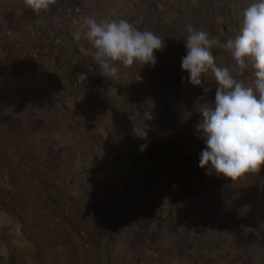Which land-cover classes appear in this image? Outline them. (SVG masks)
Returning a JSON list of instances; mask_svg holds the SVG:
<instances>
[{"label": "crops", "instance_id": "obj_1", "mask_svg": "<svg viewBox=\"0 0 264 264\" xmlns=\"http://www.w3.org/2000/svg\"><path fill=\"white\" fill-rule=\"evenodd\" d=\"M252 2L56 0L46 13L33 18L23 0H0V203L4 201L0 205V255L8 250L1 233L15 218L5 197L26 198L30 210V201L37 200L42 213L50 204L45 196L40 197V183L33 182L39 179L38 170L49 179L55 164L62 166L64 174L72 158L83 163L112 162L123 148L116 160L133 163L132 154L141 146L134 135L145 132L143 122L149 123L150 112L159 108L152 101L173 86H181L174 98L183 96L186 85L191 84L181 68L186 25L206 30L210 37L224 42L239 34L243 9ZM85 15L126 19L139 30L164 38V46L154 53L155 65L121 67L118 80L104 76L93 58L92 44L74 39ZM33 23L52 27L68 48L55 62L28 61L26 70L17 73L13 68L23 45L39 44L40 37L29 32ZM212 52L218 66L229 67L233 75H239L236 79L251 82L250 67L241 72L226 49L213 47ZM78 69H86L89 78L83 88L67 91ZM202 84L178 103L180 113H195L200 105L214 102L217 85L210 72ZM205 88L211 91L205 92ZM199 121L201 118L194 126ZM197 137L204 139L200 132ZM238 188L249 199L240 207L219 202L186 205L182 210L191 213V219L185 221L189 222L187 230L167 239L166 247L160 242L164 251L149 246L148 251L123 252L117 243L108 244L98 236V264H264V167L242 177ZM179 225L183 226L182 221Z\"/></svg>", "mask_w": 264, "mask_h": 264}, {"label": "rangeland", "instance_id": "obj_2", "mask_svg": "<svg viewBox=\"0 0 264 264\" xmlns=\"http://www.w3.org/2000/svg\"><path fill=\"white\" fill-rule=\"evenodd\" d=\"M180 87L152 101L159 108L150 112L149 123L143 122L145 132L134 135L141 146L132 154L133 163L117 161L123 148L112 162L72 158L64 174L55 164L49 179L38 170L39 179L33 182L40 183V197L50 204L42 213L37 200L30 201V210L26 198L5 197L15 218L1 233L8 250L0 255V264H98V236L117 243L123 252L148 251L149 246L164 251L160 242L166 247L167 239L187 230L191 213L182 210L186 205L219 202L240 207L249 202L239 194L241 179L231 181L214 171L206 175L208 169L199 167L205 144L198 140L194 124L200 113H180L178 107L196 86L186 85L183 96L174 98Z\"/></svg>", "mask_w": 264, "mask_h": 264}, {"label": "clouds", "instance_id": "obj_3", "mask_svg": "<svg viewBox=\"0 0 264 264\" xmlns=\"http://www.w3.org/2000/svg\"><path fill=\"white\" fill-rule=\"evenodd\" d=\"M55 2L23 0L37 15L46 13ZM186 30L182 70L193 86L203 87L209 72L217 85L214 102L198 109V128L205 144L199 167L208 169L206 175L214 171L237 181L264 167V0H254L243 9L239 34L224 42L191 24ZM73 35L75 40L83 38L92 44L93 58L104 76L117 80L121 67L155 65L154 53L164 46V38L150 30L141 31L126 19H98L94 15H85ZM213 47L226 49L241 72L250 67L251 82L236 79L229 67L218 66Z\"/></svg>", "mask_w": 264, "mask_h": 264}, {"label": "built area", "instance_id": "obj_4", "mask_svg": "<svg viewBox=\"0 0 264 264\" xmlns=\"http://www.w3.org/2000/svg\"><path fill=\"white\" fill-rule=\"evenodd\" d=\"M26 9L29 11L30 17L35 18L40 15L33 13L28 8ZM29 32L32 37H40L39 44L32 45L26 43L23 45L20 57L14 65V69L18 72H24L26 70L28 61L42 60L55 62L63 56L68 48L65 39L52 27L40 28L33 23L29 26ZM88 78L89 73L86 69L76 70L66 90L71 91L83 88Z\"/></svg>", "mask_w": 264, "mask_h": 264}]
</instances>
